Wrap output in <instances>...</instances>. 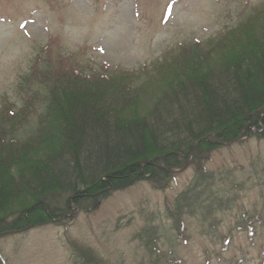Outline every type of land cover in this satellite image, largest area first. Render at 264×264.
I'll use <instances>...</instances> for the list:
<instances>
[{"label":"rangeland","instance_id":"374dc122","mask_svg":"<svg viewBox=\"0 0 264 264\" xmlns=\"http://www.w3.org/2000/svg\"><path fill=\"white\" fill-rule=\"evenodd\" d=\"M262 5L264 0H0V104L17 109L34 90L45 94L46 86L26 82L38 57V70L69 57L86 70L105 65L126 72L132 83L148 81L123 111L126 117L146 115L188 73L180 64L155 70L183 46L203 41L199 53L212 55L197 68L217 72L228 51L247 53L262 44L264 14L242 38H228V49L206 53L209 39ZM141 68L147 69L145 79H137ZM36 125L30 119L20 135ZM206 167L216 176L214 186L196 194L195 211L184 215L181 232L168 210L194 176L190 162L164 190L138 182L94 211L0 237V264H74L72 242L89 246L107 264H264V139L223 144Z\"/></svg>","mask_w":264,"mask_h":264},{"label":"trees","instance_id":"16d2710c","mask_svg":"<svg viewBox=\"0 0 264 264\" xmlns=\"http://www.w3.org/2000/svg\"><path fill=\"white\" fill-rule=\"evenodd\" d=\"M261 14L264 5L209 39L206 53L228 49V38H242ZM202 42L183 46L171 62L155 68L180 64L189 70L143 116L126 117L123 111L148 81L132 83L126 72L105 65L86 70L69 57L56 61V68L46 62L48 68L38 70V57L26 82L46 86L45 94L34 90L17 109L5 100L0 104V237L94 211L138 182L164 190L190 162L194 176L168 210L181 232L184 215L195 211L196 194L214 186L216 176L206 164L215 150L264 139V42L247 53L228 51V62L217 72H200V59L212 55L199 53ZM46 46L50 55L52 45ZM140 71L137 79H145L147 69ZM194 72L198 76L189 77ZM32 118L36 128L21 136ZM69 252L74 264H107L86 245L72 242Z\"/></svg>","mask_w":264,"mask_h":264}]
</instances>
